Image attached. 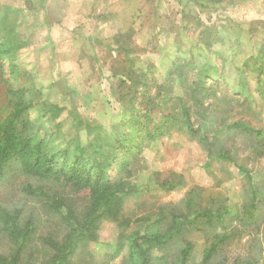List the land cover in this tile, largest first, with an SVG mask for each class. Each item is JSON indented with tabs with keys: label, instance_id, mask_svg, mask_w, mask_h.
I'll list each match as a JSON object with an SVG mask.
<instances>
[{
	"label": "trees",
	"instance_id": "obj_1",
	"mask_svg": "<svg viewBox=\"0 0 264 264\" xmlns=\"http://www.w3.org/2000/svg\"><path fill=\"white\" fill-rule=\"evenodd\" d=\"M176 1L183 5L180 15L185 22L190 20L186 14L190 3L210 9L234 0ZM24 7L20 12L0 7V83L5 88L0 116V264H94L95 246L113 248L109 259L123 255L121 264H264V218L259 222L257 216L264 212V178L240 164L236 148L227 146L225 139L232 143L236 138L245 140L246 149L259 159L264 157V131L242 120L227 125L224 121L225 127L210 136L218 122L217 108L213 111L214 104L205 103L215 100L219 105L220 100L226 113L235 104L241 110L249 109L252 102L245 94L246 84L234 89V97L220 98L214 87H220L224 79L209 63L208 70L197 68L204 73L198 79L183 81L182 70L189 67L184 60L187 52L173 60L176 72L169 71L160 83L129 55L141 50H129L130 29L119 39L122 54H127L125 64H132L118 88L119 92L127 88V93L117 98L127 108L120 121L124 124L94 135V126L76 116L74 108L57 99H44L34 75L18 64V52L30 42V36L20 32V19L34 11L31 0H25ZM197 26L202 28L199 43H208L211 37L224 39H216L214 26L201 22ZM195 47L199 51L197 44L188 52L193 63ZM257 61L253 67L260 76ZM6 64L14 80L23 76L32 82L15 86L3 78ZM210 80L213 86L208 84ZM257 88L260 92L264 88L260 79ZM138 100L142 110L135 104ZM68 120L73 126L63 143L55 131H41L49 123L62 125ZM82 129L93 138L88 144L80 141ZM174 134L189 137L206 152V170L214 160L237 167L247 182L241 205L233 208L229 198L205 195L203 188H196L179 203L154 205L146 216L134 219L124 215L131 199L171 193L185 185L184 176L173 171L155 172L146 181L132 179L148 169L144 151L164 135ZM105 222L120 229L114 243L101 241ZM133 225L140 228L127 232ZM198 235L203 247L199 260L195 259L198 244L194 240Z\"/></svg>",
	"mask_w": 264,
	"mask_h": 264
},
{
	"label": "rangeland",
	"instance_id": "obj_2",
	"mask_svg": "<svg viewBox=\"0 0 264 264\" xmlns=\"http://www.w3.org/2000/svg\"><path fill=\"white\" fill-rule=\"evenodd\" d=\"M91 1L76 0L71 3L73 6H69V0H54L52 6L55 20L57 18L65 20L71 14L89 20L90 18L97 19V14L112 11L114 13H109L111 15L106 19L112 21L110 23L113 24L116 19L115 11L122 9L119 4L114 2L115 0H95L92 8ZM31 3L34 6V0H31ZM24 4L25 0H0V7L9 12H20L22 7L25 8ZM182 9L181 3L171 0H164L156 7L149 6V21L155 18L162 19V26H164L154 29L149 25L151 36L147 47L144 48L140 45L142 43H139L138 48L143 49L135 54H129L132 58L137 59L136 66L149 69V74L160 83L165 81L169 71L176 72L172 67L173 60L177 57L182 58L184 54L181 53L187 52V60H184L189 66L182 70L183 81L198 79V75L204 73H201L203 69L197 68L204 67L208 70L206 63L215 66L216 70L213 72L216 71L224 79L220 87H214L217 88L218 96L220 98L234 97L236 94L234 89L241 87L240 84H246L248 91L245 94L252 105L249 106V109L241 110L237 107L238 104H235L234 109L230 113H226V106L220 100L217 101L219 105L215 100L205 101L206 106L214 104L213 111L217 108L215 116L218 117V122L214 123L212 131L209 132L210 136H214L217 128L225 127L222 124L224 121L227 125L242 120L247 125L264 131V88L261 92L257 88L258 79L264 86V0H234L232 3L226 1L220 5L212 6L210 9H201L195 3H190V7L186 9L187 17L190 15V20L185 22L180 15ZM32 21L34 22V19ZM200 22L205 26H214L215 34L218 35L217 38L215 36L214 38L224 39L217 41L211 37L212 42L208 41L209 44L199 43V34L202 28L197 25ZM20 24L21 34H24V37L29 36L32 30L28 26L25 27L23 17L20 19ZM249 30H252V33ZM178 37L180 42L177 41ZM197 44L199 51L195 47V52L197 51L195 54L196 63H193L188 52ZM78 49V46H75V54H60V61L55 64H52L48 57L39 58V54H17V62L22 65L24 72L34 75L33 80L36 86L43 88L42 97L44 99H57L67 104L69 109L74 108L76 116L78 115L81 120L90 122L94 126V135L101 130L111 131L113 126L124 124L120 121L127 108L124 109L117 98L127 93V88L123 87L122 92H119L118 88H120L122 75L129 71V66L132 64H125L124 60L127 54H109L104 49H99V54H80L81 50ZM65 58L72 59V61L66 62ZM257 58L259 59L257 62L260 65V76H257L253 67ZM184 60L180 65H184ZM192 66L196 69H193ZM9 72L6 64L2 77L8 78L10 82L15 83V86L31 81L28 80L30 77L26 79L23 76L14 80ZM113 74L118 77H113ZM212 82L210 80L208 84L210 85ZM4 91L5 88L0 83V116L4 111ZM135 104L141 110L143 109L140 100ZM227 110L230 109L227 108ZM126 114L128 115L129 112ZM76 116L74 115V117ZM64 117H66V113H64ZM72 126L71 120L62 125L61 123L59 125L58 123H49L41 131L44 133L55 131L60 138L58 141L63 143L66 139L68 140ZM80 136L82 138L80 141L83 144H88L93 139L83 129ZM164 136L157 140L150 149L144 151V164L148 169L139 175H134L132 179L146 181L151 179L155 172L173 171L182 174L186 183L182 188L171 193L145 195L140 199H131L126 205L125 216L135 219L146 216L154 205L158 207L160 204L179 203L186 197L190 189L196 188H203L206 191L205 195L229 198V203L233 208H236L237 204H242L240 202L241 193L247 182L233 163L214 160L211 162L210 168L206 170L204 168L207 161L206 152L197 143L183 135ZM64 138L66 139L64 140ZM225 139L228 141L227 146L236 148L238 162L252 169L256 175L259 172L264 178V157L258 159L252 155L251 150L246 149V141L243 139L236 138L234 143ZM257 216L260 222L264 218V212ZM138 227V225H133L127 232L130 233ZM119 233L120 229L115 223L105 222L100 229L101 241L114 243ZM194 240L198 244L195 259L199 260L203 248L202 239L198 235ZM113 250L109 246H95L94 264H104L107 261L109 264H121L123 255L117 260L109 259Z\"/></svg>",
	"mask_w": 264,
	"mask_h": 264
},
{
	"label": "crops",
	"instance_id": "obj_3",
	"mask_svg": "<svg viewBox=\"0 0 264 264\" xmlns=\"http://www.w3.org/2000/svg\"><path fill=\"white\" fill-rule=\"evenodd\" d=\"M53 1L34 0V11L23 17L25 27L32 30L29 34L30 42L18 54H39V58L48 57L52 64L60 61V54H75V46L81 50L80 54H99V49H104L109 54H122L124 51L119 43L121 35L133 30L130 51L132 47L136 50L139 43L146 48L151 36L149 25L155 29L163 23L162 19L157 18L149 21L148 13L149 6L156 7L164 0H115L122 9L115 11L116 19L113 24L106 19L111 15L109 13H114L112 11L97 14V19L89 17V20L71 14L65 20H55ZM75 1L69 0L68 5L73 6L71 3ZM91 3L92 8L95 0ZM105 14L109 15L104 16ZM64 60L72 61L66 58Z\"/></svg>",
	"mask_w": 264,
	"mask_h": 264
}]
</instances>
